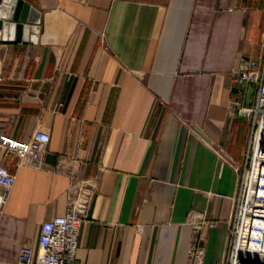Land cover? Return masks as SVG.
I'll return each instance as SVG.
<instances>
[{
	"label": "crops",
	"instance_id": "1",
	"mask_svg": "<svg viewBox=\"0 0 264 264\" xmlns=\"http://www.w3.org/2000/svg\"><path fill=\"white\" fill-rule=\"evenodd\" d=\"M34 43L0 34V136L48 142L35 167L0 144L15 176L0 206V264L37 245L88 181L73 264H202L224 257L255 86L231 71L264 52V0H24ZM27 37V36H26ZM248 104V105H250ZM8 142V141H7Z\"/></svg>",
	"mask_w": 264,
	"mask_h": 264
},
{
	"label": "built area",
	"instance_id": "2",
	"mask_svg": "<svg viewBox=\"0 0 264 264\" xmlns=\"http://www.w3.org/2000/svg\"><path fill=\"white\" fill-rule=\"evenodd\" d=\"M234 84L255 86L250 105H239L238 114L245 115L250 131L240 160L220 158L237 172V183L229 213L228 244L224 257L214 264H264V52L256 59H248L246 68L231 71ZM8 141V142H7ZM48 142V134L35 130L26 141L7 140L0 136V144L15 153L17 164L27 158L35 167L40 165V153ZM15 176L0 166V206L12 187ZM88 181L70 185L65 192L63 214L41 223L35 248L20 245L17 264H73L81 220L86 217L91 198ZM204 246L194 235L186 249L187 264H202Z\"/></svg>",
	"mask_w": 264,
	"mask_h": 264
},
{
	"label": "water",
	"instance_id": "3",
	"mask_svg": "<svg viewBox=\"0 0 264 264\" xmlns=\"http://www.w3.org/2000/svg\"><path fill=\"white\" fill-rule=\"evenodd\" d=\"M39 13L24 0H0V34L14 41L28 40L34 43L39 32ZM27 36V37H26ZM251 88L245 95L250 104Z\"/></svg>",
	"mask_w": 264,
	"mask_h": 264
},
{
	"label": "rangeland",
	"instance_id": "4",
	"mask_svg": "<svg viewBox=\"0 0 264 264\" xmlns=\"http://www.w3.org/2000/svg\"><path fill=\"white\" fill-rule=\"evenodd\" d=\"M233 103V102H232ZM235 107V109H236V112H237V110H238V106H236L235 104H233ZM237 114H238V112H237ZM245 116V115H244ZM246 117V116H245ZM246 119H247V117H246ZM249 122V121H248ZM249 128H250V123H249ZM250 131V130H249Z\"/></svg>",
	"mask_w": 264,
	"mask_h": 264
}]
</instances>
